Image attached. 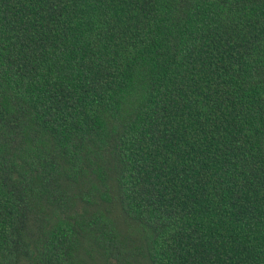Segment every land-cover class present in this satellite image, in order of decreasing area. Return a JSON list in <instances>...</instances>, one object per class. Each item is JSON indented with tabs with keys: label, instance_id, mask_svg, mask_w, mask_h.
I'll list each match as a JSON object with an SVG mask.
<instances>
[{
	"label": "trees",
	"instance_id": "obj_1",
	"mask_svg": "<svg viewBox=\"0 0 264 264\" xmlns=\"http://www.w3.org/2000/svg\"><path fill=\"white\" fill-rule=\"evenodd\" d=\"M95 257L264 264V0H0V264Z\"/></svg>",
	"mask_w": 264,
	"mask_h": 264
},
{
	"label": "rangeland",
	"instance_id": "obj_2",
	"mask_svg": "<svg viewBox=\"0 0 264 264\" xmlns=\"http://www.w3.org/2000/svg\"><path fill=\"white\" fill-rule=\"evenodd\" d=\"M119 226L122 233L126 235L130 240L136 239L134 231L130 230L131 226L126 225L124 222H122V224H119ZM94 260L96 264H114L111 259L107 263H104L103 261L102 263H100L101 259L99 257H95Z\"/></svg>",
	"mask_w": 264,
	"mask_h": 264
}]
</instances>
